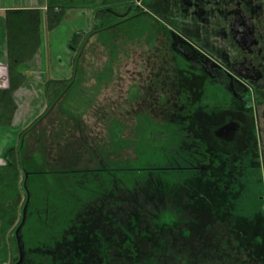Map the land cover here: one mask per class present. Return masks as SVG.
Here are the masks:
<instances>
[{
    "label": "trees",
    "instance_id": "trees-1",
    "mask_svg": "<svg viewBox=\"0 0 264 264\" xmlns=\"http://www.w3.org/2000/svg\"><path fill=\"white\" fill-rule=\"evenodd\" d=\"M48 7L47 32L60 25L64 15L50 3ZM43 26L40 10L7 12L10 88L0 90V127L11 126L18 108L14 94L27 79L21 66L39 52ZM83 36L76 33L70 39L69 48L74 51L71 75L45 83L48 110L22 130L18 143L4 153L7 165L0 167V219L8 225L6 229L21 224L29 195L23 240L27 246L43 248L60 242L71 249L75 264H105L104 260L115 264L108 238L117 240L118 233L122 240L120 264H264V211L243 215L240 200L244 191L229 185L227 178V182L216 176L197 181L194 172L172 167L195 164L197 157L198 143L187 142L191 147L180 153L184 148L180 125L159 123L147 113L137 115L133 138L123 136V127L99 150L84 148L86 158L84 150L67 153L70 143L62 133L58 142L66 143L57 148L55 164L49 160L45 142L40 144L34 138L38 147H30L26 137L56 106L58 113L75 117L66 107L71 90L84 75L79 59ZM151 135L159 136L162 143H154ZM127 150L136 157L125 156ZM153 156L158 162L150 164ZM196 185L214 191L218 210L205 208L206 203L192 191ZM130 193L138 197L136 203L122 200ZM203 196L200 198L208 201ZM132 210H137L136 214ZM2 242L7 245L6 238H0V245Z\"/></svg>",
    "mask_w": 264,
    "mask_h": 264
},
{
    "label": "flooded vegetation",
    "instance_id": "flooded-vegetation-1",
    "mask_svg": "<svg viewBox=\"0 0 264 264\" xmlns=\"http://www.w3.org/2000/svg\"><path fill=\"white\" fill-rule=\"evenodd\" d=\"M49 3L56 12H63V20L70 15L81 20L82 15L77 12H84L86 27L73 32L67 29L62 36L68 47L76 33L84 34L79 41H85V46L94 32H99L90 24L102 10L108 14V22L116 19L118 24L149 13L151 101L162 110L163 122L180 125L178 133L184 146L180 153L191 147L187 142L198 143L195 164L172 167L194 172L197 181H209L215 176L230 180L229 185L243 191L248 187L245 178L251 172L264 174V0H99L104 6L96 7L91 16L84 8H71L69 12L62 3L48 0ZM48 11L47 6L42 13V29ZM59 26L46 30V34ZM70 53L74 57L72 49ZM62 55L69 59L67 53ZM155 88L160 95H155ZM154 104L150 102V107ZM41 111L35 120L42 115ZM17 112L18 108L11 126L18 124ZM223 126L234 129L232 141L218 137ZM18 137L19 141L20 134ZM6 165L3 154L0 167ZM28 204L29 200L24 209L28 210ZM24 209L17 228L13 225L6 229L8 225L0 219V238L6 237L7 242L0 245L3 264H75L71 249L60 242L47 248L27 246L22 236ZM116 236L120 242L121 235ZM116 251L119 260L121 247L117 245Z\"/></svg>",
    "mask_w": 264,
    "mask_h": 264
},
{
    "label": "rangeland",
    "instance_id": "rangeland-1",
    "mask_svg": "<svg viewBox=\"0 0 264 264\" xmlns=\"http://www.w3.org/2000/svg\"><path fill=\"white\" fill-rule=\"evenodd\" d=\"M55 1L59 4L62 3L68 11L71 8H84L89 16L96 7L104 6L103 3H99V0ZM78 13L82 15L81 20L79 17L75 20V17L70 15L65 23L61 25V28L58 27L57 34L60 40H62V36L67 32V29L73 32L86 27L84 12L78 11L77 15ZM71 14H76V12ZM107 15L102 10L99 15L94 16V23L90 24V26L95 25L99 32H94V37L88 39V43L84 46L80 59L84 75L81 77V82L77 83L76 87L71 90L68 101L65 100V102L67 101L66 109L70 110L75 117L70 118L66 114L58 113V106L53 107L51 114L41 120L35 128H32L31 133L26 137L33 149L38 147V142L34 141V138L39 139L40 144L45 142L49 150V160L54 164L59 160L57 148H61L60 146L66 143L65 141L58 142L59 135L62 133H64V138L69 140L67 143H70L67 146V153L71 155L72 152H75L74 149L84 150L83 158H86L85 149L89 151L99 150L102 145H107V142L114 137L113 134L123 127V136L133 138L137 115L147 113L149 116L152 115L160 120L163 117L162 110L156 108L157 106L151 101L152 98L150 97V14L135 15L124 24H118L114 16L112 18L115 20L112 19V22H108ZM46 29V27L43 28L42 32L47 33ZM126 31H131V35L129 36ZM66 47L69 59L60 56L61 59L57 61V66L62 69L63 73L65 71L71 72L72 69L73 54L70 53L69 47ZM38 59L39 57L33 62V67L31 65L28 67L33 72L46 70L41 68L44 64H41V66L40 62L38 64ZM24 66L25 64L21 66L22 71ZM40 74L46 76L44 77L45 80L51 77L50 74L48 76V72ZM42 77L37 75L35 82H41ZM30 89L32 90L27 92ZM29 90L23 91L15 98L18 103H21L20 112L16 119L18 124L12 130L3 133L5 135L0 140V152L5 151L6 147L16 145L20 130L32 124L35 121L32 118L39 114L41 110L43 114L49 108L43 98L42 82L40 87L33 84ZM36 90L38 91L35 92ZM155 91L156 96L160 95L158 88H155ZM150 102L154 106L150 107ZM19 121L22 124H19ZM158 122L161 123L159 120ZM9 127L12 128V126ZM158 138L159 136H150V140H153L157 145L162 143ZM124 155L131 158L136 157V154L133 155L129 150L125 151ZM62 160L65 161L66 158ZM67 160L70 161V157H67ZM157 162L156 157H150V164ZM245 181L248 187L240 200L241 213L252 216L256 212L264 211V174L261 171H253L245 178ZM192 191L197 192L199 199L202 200L201 203H206L205 208L209 210L219 209L220 206L217 205L219 203L213 190H206V188L196 185V189L193 188ZM201 192L204 193L208 201L200 198ZM136 198L138 197L135 194L130 193L122 200L136 203L138 201ZM139 204L141 205V203ZM10 210H13V206H10ZM10 210L7 212H10ZM16 210L17 207L15 208V215H17ZM136 212L137 210H134L132 214H136ZM142 218L146 221L144 216ZM136 220L140 221L139 219ZM109 234H113V230H110ZM108 240L111 245L109 247L111 261L113 260L112 262L116 264V261H121L122 256L120 253L119 260H116L118 254L116 246L121 247L122 243L111 236ZM144 241L148 240L142 239L143 243ZM262 251H264V248H262ZM3 263L4 260H0V264Z\"/></svg>",
    "mask_w": 264,
    "mask_h": 264
},
{
    "label": "crops",
    "instance_id": "crops-1",
    "mask_svg": "<svg viewBox=\"0 0 264 264\" xmlns=\"http://www.w3.org/2000/svg\"><path fill=\"white\" fill-rule=\"evenodd\" d=\"M47 6H48V0H0V90H8L10 88V76H9V68H8L7 12L10 10H40L41 13L45 14ZM67 17L69 16L65 17V19L60 24L59 28H61V25L63 23H65ZM59 28H57L49 35L43 33L44 36L42 35V44L40 47L41 50L39 49V52L37 53L36 57H34L31 62L25 64L23 71L25 72L27 79L24 85L18 91L15 92L14 94L15 98H17V96L21 94L23 91H27V89L29 90V88L33 84H36L37 87L38 86L40 87L41 82H42V91L44 94V86L47 80H45L44 78L46 76H43L40 73L48 72V76L49 74L51 75L50 79H54V78L62 79V78H68L70 76V72L64 70L65 73H63L61 71L62 69H60L57 66V61L61 59L60 56L63 57L62 54L66 53L67 51L65 39L63 41L60 40V37L57 34ZM38 57H39L38 64L39 62H40V66L41 64H44L43 66H41V68H44L47 71L44 70L42 72H36V71L33 72L31 71L30 68H28L29 65H31L32 67L34 66L32 64L37 60ZM37 75H40V77L43 76L41 82L38 83L35 82ZM32 89H30L27 92H30ZM37 91L38 90H36L35 92ZM16 103L18 104V112L16 114V118H17L20 112L21 103H18L17 101ZM37 116L38 114L34 118H32V120H35ZM13 127H14L13 124H12V128L0 127V140L5 135L3 133L5 131L12 130ZM7 148L8 147H6L5 151L7 150ZM5 151L3 150L2 152H0V157L5 153Z\"/></svg>",
    "mask_w": 264,
    "mask_h": 264
},
{
    "label": "water",
    "instance_id": "water-1",
    "mask_svg": "<svg viewBox=\"0 0 264 264\" xmlns=\"http://www.w3.org/2000/svg\"><path fill=\"white\" fill-rule=\"evenodd\" d=\"M233 132H234V129H232L230 126H223V127L219 128L217 135H218V137L222 138L223 140L232 141L231 136H233L232 135ZM27 177H28V174H26V178ZM25 188H26V185H25ZM28 200H29V196H28ZM26 213H27V208L25 207L23 222L25 221ZM22 225H23V223H22ZM22 225L19 227V229L17 231L18 234L22 228ZM18 239H19V243L21 244V238L18 237Z\"/></svg>",
    "mask_w": 264,
    "mask_h": 264
}]
</instances>
